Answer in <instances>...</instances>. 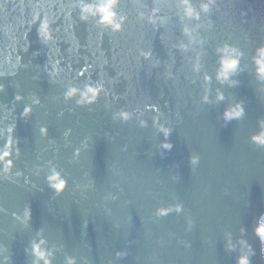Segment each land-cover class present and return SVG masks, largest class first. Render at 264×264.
Wrapping results in <instances>:
<instances>
[{"label":"water","instance_id":"water-1","mask_svg":"<svg viewBox=\"0 0 264 264\" xmlns=\"http://www.w3.org/2000/svg\"><path fill=\"white\" fill-rule=\"evenodd\" d=\"M83 3L99 0H0V148L14 127L19 151L10 177L0 167V264H43L33 250L41 240L52 264H238L247 246L250 264H264L255 231L264 147L252 142L264 124V79L253 59L264 47V0H215L199 21L182 20L179 0H121L122 32L91 16L83 22ZM191 3L200 10L202 0ZM153 8L155 26L146 18ZM45 15L54 31L47 43L38 31ZM225 45L243 55L221 81ZM101 78L108 94L98 103L66 98ZM237 104L244 116L226 123ZM160 125L172 129L170 151ZM54 172L68 184L63 194L50 186ZM176 204L181 212L155 214Z\"/></svg>","mask_w":264,"mask_h":264},{"label":"clouds","instance_id":"clouds-1","mask_svg":"<svg viewBox=\"0 0 264 264\" xmlns=\"http://www.w3.org/2000/svg\"><path fill=\"white\" fill-rule=\"evenodd\" d=\"M215 3V0H202V3L200 5V10L198 11L195 7H193L191 0H179L180 6L183 8V16L186 17L188 20H200V13L201 11L204 13H208L212 10V7ZM121 4V0H99V3L96 4H90V3H83L81 5V17L80 19L83 22H87L89 19V16L93 18H97L98 22L101 26H103L106 29H110L113 32H122L124 28L125 23V17L119 15L118 9ZM156 12L157 9L153 8L149 10L147 14V20L152 25H157L158 20L156 18ZM71 14L69 13V16ZM142 18H144L142 16ZM36 20H39V14L35 17V20L33 23H35ZM53 23L50 18L45 15L42 22H40V27L38 29L39 35L42 40L47 42H52L54 40V31L51 27V24ZM183 32L191 37L192 33L191 30L185 25L183 28ZM179 47L186 48V45L181 44ZM24 51H27V48H24ZM221 53V59H220V67L217 70V78L221 81L228 80L232 74L237 72L240 66V59L242 57V53L239 52L237 49L230 47L228 45H225L222 49L218 50ZM139 55L142 56L145 60H150L152 58V52L149 49L148 51H145L143 49L139 50ZM254 63L256 64V73L257 76L260 79H264V47H261L257 49V54L253 58ZM7 62L11 63V56L7 58ZM21 62V57L17 56L16 59V65L14 67L18 66ZM59 60L55 62L53 65V71L59 72ZM89 66L85 67L83 71L79 73L81 77L85 75L86 72H88ZM50 75L52 73H49ZM4 73L0 72V76H3ZM206 80L210 81L211 77L206 76ZM4 91L3 87H0V93ZM101 94H108V90L105 88V82L103 78H101L100 81H96L93 84H90L86 86V91L81 92L80 90L76 88L69 89L66 93V98L68 99H75L77 96H82L83 99L77 100V103L83 105L85 102L88 105H94L99 102ZM21 96H17L16 100L18 102L22 101ZM218 99H223V96H218ZM205 100H207V97H205ZM38 102V101H37ZM32 107L26 106L23 111V116L25 119L30 117L32 115ZM149 111H154L159 114L160 110L156 106H149ZM244 108L242 104H237L230 109H227L225 113L223 114V118L226 123L231 122L233 119H240L244 116ZM122 120L127 121L131 118V113H128L124 110H121L119 113ZM155 122L159 124V116L155 118ZM160 130L163 133L165 139L164 142L161 143V148L164 151H170L173 148V144L167 142L168 138L171 135L172 129L166 128L163 125H160ZM7 132L9 133L6 143L3 146V148H0V167L3 168L4 173L7 176H11L14 170V161L13 156L14 153L16 155H19V151L17 149V144L14 139L13 133H14V127H9L7 129ZM42 134L47 135V129H41ZM252 142L257 144L260 147H264V124H262L261 131L254 135L252 137ZM200 163V157L198 155H192L190 157V165L195 169ZM19 175V173H17ZM49 183L50 186L57 192V194H63L65 191H67L68 184L67 182L62 178V176L58 172H54L52 176L49 177ZM173 211L179 213L182 211V205L176 204L169 206L167 208H160L156 210L157 216H167L168 214L172 213ZM26 219L31 218L30 211H27L25 213ZM256 235L260 238L261 242L264 243V217H261L259 226L256 228ZM45 241L41 240L38 244H33V250L35 256L38 258L39 261H43V264H52V256L50 253L46 252L44 250ZM244 244V242H241ZM248 251L242 254L239 258L238 264H250V255L254 254L252 252V249L250 246H247ZM118 256L123 255V253H117ZM68 264H72L71 258L68 261Z\"/></svg>","mask_w":264,"mask_h":264}]
</instances>
